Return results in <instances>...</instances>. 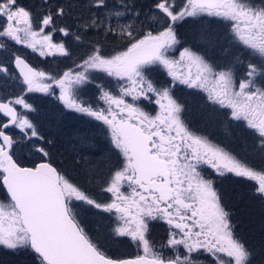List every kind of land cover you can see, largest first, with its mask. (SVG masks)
Returning a JSON list of instances; mask_svg holds the SVG:
<instances>
[{
	"label": "snow or ice",
	"instance_id": "obj_1",
	"mask_svg": "<svg viewBox=\"0 0 264 264\" xmlns=\"http://www.w3.org/2000/svg\"><path fill=\"white\" fill-rule=\"evenodd\" d=\"M16 46L64 67L34 66ZM0 54V248L31 264H256L213 175L264 200V0H0ZM180 86L246 130L251 154L192 126ZM35 93L108 138L103 159L77 161L82 179L31 118Z\"/></svg>",
	"mask_w": 264,
	"mask_h": 264
},
{
	"label": "rangeland",
	"instance_id": "obj_2",
	"mask_svg": "<svg viewBox=\"0 0 264 264\" xmlns=\"http://www.w3.org/2000/svg\"><path fill=\"white\" fill-rule=\"evenodd\" d=\"M188 26L189 25H187L185 27L187 28ZM192 27H194V26H192ZM193 29L195 30V28H193ZM194 30H193V32H195ZM16 49H19V51L17 52L18 54L21 53L20 52L21 50L25 51L22 55H24L25 57H28V58H30L29 56H31V58L34 60V62H36L35 65L39 64L41 67H46L50 71H54V70H57L58 68L64 67L63 63L57 65L56 63L52 62V64H51L50 63L51 58H48L49 63L45 66V64L43 63L45 58L38 57V54L31 53L30 50L22 49V48H20V46H16ZM215 54L218 57L220 55L219 50H217L215 52ZM94 92H95V89H93V88L88 89L85 93V98H91L88 96L91 94L93 95ZM192 92H193V90H192ZM38 94L39 93H35V94H31V95L38 97L37 98L38 103H40V101L44 102V104H45V106L43 107L44 111L46 108H48V109H50V108L57 109L58 108L60 110V111L57 110L58 111L57 119L53 120L52 124L49 123V121H47L45 119L46 118L44 115L45 112H43V114L41 113V115L43 116V119L38 121V123L41 124V122L45 119L44 125H46L45 130H47V135L49 138H52L56 141L57 151H58V153H60L58 159L63 162V167L67 172H69L70 174H72L74 176H78L79 165H78L77 161H79L81 156H85L87 159L92 160V161H100L109 153L111 146L109 144L108 138L103 133L102 129L95 126L98 122H95V124L93 125L94 129L92 130L89 127L90 125H88L91 118L83 117L82 114L75 113V112H72L71 110L65 109L62 104H59V105L53 104V103L51 104L49 99H43V96L41 94H39V95ZM203 108H205L204 105L198 106L197 104H193L192 111H190L191 114L196 115L199 118V120L202 121V119H203V122L207 125V127H203L202 130H205L208 133L211 130V135H213V136H217L218 133H220L225 138L228 137L233 142L234 141L238 142L239 140H241L240 143L244 144V145H242L244 150L245 151L247 150V153L251 154V148L247 147L245 145V144H247L249 146V142L245 141L246 139L243 136L244 134L239 132L240 131L239 127H236L234 125H229L227 120L223 117L224 121H225V123H224L222 121V119L219 118L215 113L213 116H209L210 119L207 120L206 117H205L206 118L205 119L204 113L208 112L209 114H211L213 112H210L208 110L205 112L203 110ZM61 112L63 113V115ZM228 126L232 129H234L236 132L228 130L229 129ZM95 127L97 128V130ZM219 128L221 129V131L219 130ZM216 129H218L219 132ZM81 138H91V139H85V142L81 143ZM233 142H231V143H233ZM232 145H234V144H232ZM248 148H249V150H248ZM239 149H240V145L238 147V150ZM66 161L70 165L65 164ZM78 178L82 179V177H79V176H78ZM238 195L239 196L234 199V202L236 201L235 203H237V204L239 203V205L240 204L243 205L242 211L245 212V208H247V210L249 209L251 214L254 213L256 210L255 207H257L258 205L254 204L253 206H251L250 203L243 201L242 198H244L243 197L244 193H240ZM237 207L238 206H236V208ZM239 208L241 210L242 207L240 206ZM258 209H260V208L258 207ZM260 213H262V215L264 216L263 210ZM82 214H83V221L89 226V228L98 229L101 232L106 230V226H107L106 220H102L98 223L97 218L93 216L92 211L87 209V208H85L83 210ZM257 223L261 224V228L258 227ZM157 227L159 229H165V226H163V225H160ZM249 229L252 233L253 232L257 233L260 236H263V238H264V218H262V220H260V221H258V220L248 221V230ZM156 231H157V229L153 230L154 233H157ZM164 235H165V233L160 237V240L163 239ZM155 238H157L159 240V237H155ZM125 246H126V248L128 247V249H132V252L135 253L134 246H128L127 244H125ZM122 252L125 253V249H123ZM7 254L11 255L10 258H15V259L19 260L18 263H15V264H31L30 257H28L24 254H17V253L10 251V250H4V249L0 248V257H1V255H5L7 258V256L9 257V255H7ZM257 255L258 256L260 255V250L257 252ZM2 258H4V257H2ZM260 258H261V256H260ZM2 260H4V259H2ZM2 260L0 261V264H6V262L5 261L3 262ZM262 264H264V260H262Z\"/></svg>",
	"mask_w": 264,
	"mask_h": 264
},
{
	"label": "trees",
	"instance_id": "obj_3",
	"mask_svg": "<svg viewBox=\"0 0 264 264\" xmlns=\"http://www.w3.org/2000/svg\"><path fill=\"white\" fill-rule=\"evenodd\" d=\"M23 2L25 4H29V5H38L40 3V0H23ZM144 2L147 3V2H149V0H144ZM192 26L193 25H189L187 28L184 27L182 29V32L184 33L185 36H186L187 31L191 32V30L192 31L194 30L193 28H195V26L194 27H192ZM179 91L183 92L180 89H179ZM192 93H193L192 90H189L188 92H184L185 95H181L182 97L177 96L180 99V101L186 105L187 118L191 122L192 126L200 129L202 132H204L206 135H208L211 139H213L217 143H220L222 146H227L237 153L245 154V150H244L243 146L240 145V149L238 150L239 146L236 147V146L232 145V144H234V142L232 140H230L228 137H226V138L224 137L223 139H217V138H215V136L211 135V130L209 131V133L206 132L205 130H202L203 127H207V125L203 122V119L201 121V120H199V118L196 115L191 114L190 111H192L193 104H197L198 106L204 105L205 108H203V110L205 112L207 110L210 112H213V111L211 110L210 107H208L206 105L205 101L203 99H201V97L193 95ZM214 113L215 112H213L211 114H209L208 112L204 113V118L206 117L208 120V119H210L209 116H213ZM215 114L219 118L223 117L218 113H215ZM216 130L218 132H219V130L221 131L220 128H219V130L218 129H216ZM228 130L236 132L234 129H232L230 127ZM239 130H238L239 132L244 134L243 136L245 137L246 141H248V142H250V140L252 141V138L247 135L246 130H244L240 127H239ZM218 134H220V133H218ZM231 142H233V143H231ZM248 150H249V148H248ZM213 179L216 182V187L218 188V190L220 191V193L222 195V200H223L224 204L226 205L227 210H229L230 213L232 214V221L235 225V229H236L237 233L239 234V236L244 241L247 242V244L249 246H251L252 248H254L256 250V253L259 250L261 252V249L264 248V238H263V236H260L257 233H254V232L252 233L250 231V229L248 230V221H250V220L260 221V220H262V218H264L262 213H260L262 210L264 211V200H261L257 195H255L253 193V190H252L250 183L245 181L243 178L235 177V176L229 174L228 176L222 177V178H218L215 175H213ZM240 193H244V196H243L244 198H242L243 201L250 203L251 206H253L254 204L258 205L257 207H255L256 210L254 213L251 214L249 209L247 210V208H245V212L242 211L243 205L242 204L239 205V203L238 204L235 203L236 201L234 202V199L237 198L239 196L238 194H240ZM253 199H255L257 202L254 201ZM236 206H238V207L236 208ZM240 206L242 207L241 210L239 208ZM258 207L260 209H258ZM257 225L259 228H261L260 223H257ZM155 229H157V231H156L157 233L153 232V236L159 237V240H160V237L165 233V229H159L158 227H156ZM123 249H125V254H133L132 249H128V247L126 248L125 245L121 246L120 251H122ZM7 255H9V254H7ZM9 256H11V255H9ZM261 258H260V255L259 256L256 255V264H262Z\"/></svg>",
	"mask_w": 264,
	"mask_h": 264
},
{
	"label": "bare ground",
	"instance_id": "obj_4",
	"mask_svg": "<svg viewBox=\"0 0 264 264\" xmlns=\"http://www.w3.org/2000/svg\"><path fill=\"white\" fill-rule=\"evenodd\" d=\"M192 32V33H191ZM191 32H189V31H187L186 32V36L189 38V39H191V37L194 35V32L191 30ZM13 50H15V49H13ZM21 53H20V55H22L25 51H23V50H21L20 51ZM18 54V53H17ZM214 56H216V54L215 53H212ZM30 58H28V57H25L26 59H28L29 60V62L30 63H33V65L35 66V63L36 62H34V60L31 58V56H29ZM3 58V55L2 54H0V59H2ZM50 63L52 64V61L50 60ZM48 64V63H47ZM47 64H45V66L47 65ZM19 91V88H10L9 89V93L12 95V94H15L16 92H18ZM37 96H33V95H31V99H30V103H32L33 104V106L37 109V111L35 112V113H33L32 114V117L31 118H33L34 119V122H36L37 124H38V126H39V128H40V130H41V132L43 133V134H45L46 136H48L47 135V130H45L46 128H45V126L46 125H44V122H45V119L47 120V121H49V123H51L52 124V122H53V120H55V119H57V115H58V111H57V109H54V108H50V109H48V108H46L45 109V111L43 110V107L45 106V104H44V102H42V101H40V103H38L37 102ZM43 112H45L44 113V115H45V119L41 122V124H39L38 123V121H40L41 119H43V116L41 115V113L43 114ZM221 119H222V121L225 123V121H224V118L223 117H220ZM51 121V122H50ZM215 138H217V139H223L224 138V136L222 135V134H218L217 136H215ZM236 138V137H235ZM240 141L241 140H239L238 142H235L234 141V145L236 146V147H238L239 145H244V144H242V143H240ZM246 141V140H245ZM252 145V141H250L249 142V146L247 145V144H245L247 147H250L251 148V145ZM65 164H67V165H70L67 161L65 162ZM254 201H256L255 199H253ZM257 202V201H256ZM2 257H4V258H2ZM2 259H4V260H2ZM5 261L6 262V264H15V263H18V259H15V258H10V256L8 257L7 256V258H6V256L5 255H1V257H0V261Z\"/></svg>",
	"mask_w": 264,
	"mask_h": 264
},
{
	"label": "flooded vegetation",
	"instance_id": "obj_5",
	"mask_svg": "<svg viewBox=\"0 0 264 264\" xmlns=\"http://www.w3.org/2000/svg\"><path fill=\"white\" fill-rule=\"evenodd\" d=\"M180 88H182L181 90L183 91V92H188L189 91V89H187L186 87H184V86H180L179 87V89ZM39 94H41L42 96H43V99H49V101H50V103L52 104H57V105H59V104H61L57 99H56V97L55 96H45L44 94H42V93H39ZM38 94V95H39ZM93 95L91 94V95H89L88 97H92ZM57 110L58 111H60L58 108H57ZM62 113V112H61ZM68 113V112H67ZM62 115H63V113H62ZM88 124V123H87ZM95 124V122L94 121H91L90 120V122H89V124L88 125H90L89 127L93 130L94 128H93V125ZM96 128V127H95ZM96 130H97V128H96Z\"/></svg>",
	"mask_w": 264,
	"mask_h": 264
}]
</instances>
